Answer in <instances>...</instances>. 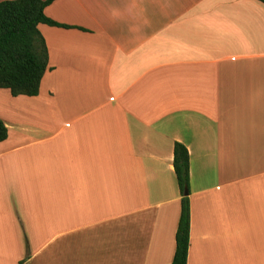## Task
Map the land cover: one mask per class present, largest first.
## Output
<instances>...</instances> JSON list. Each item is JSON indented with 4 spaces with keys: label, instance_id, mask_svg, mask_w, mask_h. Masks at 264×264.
I'll return each instance as SVG.
<instances>
[{
    "label": "crops",
    "instance_id": "obj_1",
    "mask_svg": "<svg viewBox=\"0 0 264 264\" xmlns=\"http://www.w3.org/2000/svg\"><path fill=\"white\" fill-rule=\"evenodd\" d=\"M45 13L71 27L38 26L39 94H0V264L171 263L176 142L190 156L188 264H264V2L54 0Z\"/></svg>",
    "mask_w": 264,
    "mask_h": 264
},
{
    "label": "trees",
    "instance_id": "obj_2",
    "mask_svg": "<svg viewBox=\"0 0 264 264\" xmlns=\"http://www.w3.org/2000/svg\"><path fill=\"white\" fill-rule=\"evenodd\" d=\"M54 0H4L0 2V88L13 96L39 94L42 78L49 67V51L39 24L69 28L48 17L45 8ZM264 2V0H260ZM8 127L0 117V142ZM174 168L182 193L181 213L176 232V251L169 264H188L190 246V156L187 146L174 145Z\"/></svg>",
    "mask_w": 264,
    "mask_h": 264
},
{
    "label": "rangeland",
    "instance_id": "obj_3",
    "mask_svg": "<svg viewBox=\"0 0 264 264\" xmlns=\"http://www.w3.org/2000/svg\"><path fill=\"white\" fill-rule=\"evenodd\" d=\"M5 89L6 88H0V94L5 93V92H2V91H6ZM0 96H2V99H0V111L4 113V111H6V99L4 95H0Z\"/></svg>",
    "mask_w": 264,
    "mask_h": 264
},
{
    "label": "water",
    "instance_id": "obj_4",
    "mask_svg": "<svg viewBox=\"0 0 264 264\" xmlns=\"http://www.w3.org/2000/svg\"><path fill=\"white\" fill-rule=\"evenodd\" d=\"M189 193L188 189L185 190V195H187Z\"/></svg>",
    "mask_w": 264,
    "mask_h": 264
}]
</instances>
